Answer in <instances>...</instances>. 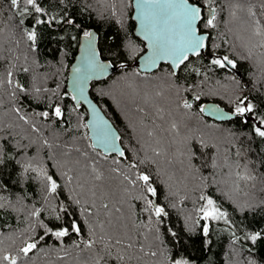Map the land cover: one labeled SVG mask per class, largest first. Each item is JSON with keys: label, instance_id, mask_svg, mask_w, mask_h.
<instances>
[{"label": "trees", "instance_id": "16d2710c", "mask_svg": "<svg viewBox=\"0 0 264 264\" xmlns=\"http://www.w3.org/2000/svg\"><path fill=\"white\" fill-rule=\"evenodd\" d=\"M57 2L44 0L43 6L52 14L62 10L69 16L75 14L80 27L39 26L32 51L24 29L36 14L24 0H19V7L0 0V80L6 81L11 70L14 81L28 89L27 94L17 91L12 98L10 93L16 89L6 82L0 86V145L21 164L32 157L34 164L50 166L55 159L67 162L74 176L81 171L90 173L91 169L83 166L95 159L104 173L97 189L96 215L88 217L95 227L96 243L91 248L85 246L92 236V230L86 229L83 242L75 234L62 241L46 236L28 257L19 253L25 241L43 234L37 218L30 215L34 206H41L42 194L35 173L21 180L22 168L10 164L7 173L0 172V184L5 186L0 187V203L8 205L0 208V264H9L2 261L8 253L19 256L17 264H171L172 258L186 259L189 264H264V235L255 244L246 239L248 234L264 233V140L236 119L217 121L199 110L205 100L217 101L230 110L238 96L247 95L257 106L254 116H264V35L254 32L257 21L264 26V0H213L211 5L217 13V28L211 30L220 45L216 51L235 59L238 72L214 68L207 58L192 56L188 69L182 65L175 77L170 75L174 70L168 63L152 72L138 69L136 60L145 46L133 32L132 0H59V7H51ZM25 7L29 12L22 16ZM81 29L98 33L102 57L117 66L107 78L92 81L90 93L121 133L126 153L133 160H148L140 167L156 176L159 202L168 212L159 226L135 199L141 190L111 171L112 160L119 157L108 154L105 161L101 150H92L88 130L83 127L87 111L82 104L77 108L72 95L67 94L69 66L78 51ZM129 42L133 50H129ZM190 86H197L195 92L184 91ZM36 87L40 93L34 92ZM195 94L201 99L193 101L191 109L183 108V101ZM56 103L65 111L63 123L37 115L50 111L49 106ZM14 108H20L41 132L20 120ZM45 139L51 147L43 144ZM83 153H88L87 159ZM122 164L131 175L134 170L127 168V162ZM245 173L254 179H242ZM85 178L86 188L90 187L91 176ZM201 195L210 196L228 212L231 221V226L224 220L211 221L206 238L200 231L206 222L199 220L197 212L204 203ZM82 198L89 199L86 193ZM102 203H108L109 209H103ZM49 215L44 212L41 218L47 222ZM165 227L183 236V246L170 242ZM117 239L122 244L113 246ZM128 243L133 247L127 248Z\"/></svg>", "mask_w": 264, "mask_h": 264}, {"label": "snow or ice", "instance_id": "6c2138e0", "mask_svg": "<svg viewBox=\"0 0 264 264\" xmlns=\"http://www.w3.org/2000/svg\"><path fill=\"white\" fill-rule=\"evenodd\" d=\"M13 7H19V0H10ZM27 6H30L36 15L32 16V22L28 29H24L27 41H29L30 50L35 51L36 43L38 40L37 28L42 25H46L49 29H55L57 26L70 25L72 27L79 28L80 25L74 18L75 14L69 16L66 10H62L57 14H52L49 8L43 6L44 0H24ZM137 10V19L139 20V27L144 38L149 42L151 53L146 57L150 64L155 65L158 60H171L175 69H180L184 66V69H188V65L191 63L190 57H205L208 64L214 68H219L225 71L235 70L239 71L237 67V61L231 59L229 55L218 53L216 50L220 45L216 44L212 37L211 30L217 28V13L214 8L211 7L213 0H134ZM51 7H59V0L57 4ZM29 12V8L25 7L21 13L23 16ZM23 23V21H21ZM264 26L257 21V27L254 32L255 35H264L262 31ZM83 37L85 38L84 44V56L82 57L81 64L76 67L75 72L77 74L74 80V89L76 94L72 95V99L77 101L76 107L79 108V102L85 99L84 86L86 82L98 74L105 72L110 65L101 63L96 59V53L93 50V41L95 34L92 31H83ZM75 39V37H72ZM129 50L134 49V45L129 42ZM188 62V63H186ZM14 67V65H13ZM121 67H124L121 64ZM24 72H28V68L22 69ZM194 72H199V69H192ZM171 76L177 75L176 71L170 73ZM206 77V73L204 74ZM14 73L9 70L7 72V79L0 80V86L6 82L8 85H12L16 90L10 93L12 98H16L17 91L21 93H28V89L23 83L14 81ZM235 79V77H233ZM177 91L180 90V86L174 85ZM197 86H190L185 88L184 91L189 93L195 92ZM35 93H40L39 87L34 88ZM201 96L195 94L191 96V99H185L182 107L185 109H191L193 107V101H199ZM50 111H41L39 115L44 120L52 119L53 122H64L66 119L65 111L56 103L50 105ZM257 106L252 103L247 95L238 96L237 102L234 107L230 109L229 119H236L241 125L248 126L256 137L264 140V116H254ZM200 112H205V107H200ZM13 111L17 114L20 120L29 124L32 130L36 133H40L41 129L37 127L26 115L21 114L20 108H14ZM75 111V109H72ZM98 115L94 109V116ZM84 128L90 127L88 124L83 125ZM96 135L99 141L104 146L103 159L108 160V153H116L119 159H113L111 171L118 176H122L123 180L131 187L139 188L140 195L135 199L142 202V211L144 213L151 214L148 218L155 219L157 226L164 223L163 217L168 216L166 206L159 202L160 191L157 183L156 176H154L146 167L142 170L140 165L147 164L148 160H133L130 154L126 153L125 149L118 147L117 141L120 137L111 132L106 122H100L95 125ZM176 127L175 124L172 126ZM151 135V133H149ZM0 139H3L0 137ZM7 141H5V144ZM43 144L47 147H51L48 140H43ZM203 144V142H201ZM95 151L97 144L93 143L90 146ZM79 152V149L76 150ZM159 153H157L158 155ZM195 155V152L192 153ZM65 156L69 153L65 152ZM85 159L88 158V153L82 154ZM53 160V157H49ZM35 158H28L23 164L17 160L11 152L5 151L4 145H0V172L7 173L9 171V165L15 164L22 168V172L19 174L20 179H26L29 173H35V179L39 181L40 192L42 194V202L40 207H33L30 212L31 217L37 218L39 227L43 229V234L37 238H30L25 241L24 246L19 249V253H22L24 257H28L34 249L37 248L39 242L44 240L46 236H53L57 240L62 241L65 237H70L75 234L80 237L83 242L82 233L86 229L92 230V236L86 241L85 246L88 248L93 247L96 243L95 240V227L93 223L89 221L88 217L96 215L94 209H96L97 189L100 187L99 182L103 181L104 173L97 167L95 159L91 163L85 164L84 170L91 169L90 173L81 171L78 176L72 175L73 169L68 166L67 162L61 163L59 159H55V162L50 166L43 162L34 164ZM122 162H127V168L134 170L129 175L123 168ZM76 164H80L79 160L75 161ZM154 163V161H153ZM215 166V165H213ZM86 174L91 176V186L86 188ZM237 175H240L237 173ZM245 180L254 179V177L245 173L241 177ZM73 184L76 187H73ZM0 187H5L0 184ZM72 193L68 195L65 191ZM79 189V192H77ZM127 191V189H125ZM87 194L89 199H83L82 194ZM62 198V199H61ZM103 198V197H101ZM200 200L203 201V205L197 209L199 220H203L204 223L201 226L202 238H206L210 232V222L224 220L231 226V221L228 219V212L223 210L216 202L207 195H201ZM2 199V198H0ZM8 206L5 203H0V208ZM101 207L105 210L109 209L108 203H102ZM98 211V210H96ZM119 211V209H116ZM49 212L50 215L45 222L42 219V214ZM111 215V212H108ZM197 220V223H199ZM110 223V221H109ZM101 229L104 228L103 224L98 225ZM165 232H169L171 243L174 246H183V236L179 235L175 231H170L167 227ZM233 235L235 233L233 232ZM264 233L257 231L254 234H248L246 239L250 240L252 244H255L257 240L262 238ZM104 240V237H100ZM239 239V237H236ZM203 243V239L201 241ZM208 244L212 241L208 240ZM122 241L117 239L114 245H121ZM127 248H132L133 244L128 243ZM105 248L109 249V244H105ZM179 252H177V255ZM156 255L155 252L152 253ZM19 256H12L8 253L2 257V261H8L9 264H17ZM120 259L121 257H117ZM103 259V258H101ZM99 264V261L97 262ZM171 264H189V261L183 258L171 259ZM251 264V262H250Z\"/></svg>", "mask_w": 264, "mask_h": 264}, {"label": "water", "instance_id": "95a60500", "mask_svg": "<svg viewBox=\"0 0 264 264\" xmlns=\"http://www.w3.org/2000/svg\"><path fill=\"white\" fill-rule=\"evenodd\" d=\"M132 7H133L132 18H133L134 23H135L133 32L145 44L144 45L145 50L138 56V58L136 60V64H137L138 69L142 72H152V71L158 69L162 63H168L172 67V69L174 71H176V73H177L178 69L174 68L171 60H167V59L158 60L155 65H152V64H150L149 61H147L146 57L150 55L151 48L149 47V42L144 38V35L140 31L139 20L137 19V10L135 7L134 0H132ZM90 31H92L95 34V38H94L92 47L96 53V59L99 60L101 63L109 64L110 67L105 72H103L102 74H98L96 76H93L92 78H90L86 82V84L84 86L85 99L81 100L79 102V104H82L87 111L86 124L90 125V127H88L87 130H88V135H89V138L91 140V143L92 144L96 143L97 144L96 148L101 150L105 154L104 146L99 141V139L97 138V135H96L95 125L99 124L100 122H106L109 130L120 137V140L117 141L118 147H122V148H124V147L121 143V133L116 128L113 121L109 118V116L101 108L99 103L92 97V95L90 93L91 82L92 81H99V80H103V79L107 78L114 71H116L117 66H115V64H113L111 60L102 57L100 49H99V45H98V33L93 29ZM84 44H85V38L82 35L80 42H79L78 51H77L73 61L71 62L70 66H69L68 79H67V94H71V95L76 94L75 89H74V80L77 76L75 69L77 66H79L81 64L82 57L84 56V47H83ZM233 71L237 72L235 70H233ZM74 102L77 105V101L74 100ZM200 107L206 108V111L202 112V113L207 117H210V118L217 120V121L230 120L228 118L230 116V110L226 109L222 104H220L217 101L205 100L201 103ZM94 109H95V112L98 114L96 116H94ZM108 154H116V153H108Z\"/></svg>", "mask_w": 264, "mask_h": 264}, {"label": "bare ground", "instance_id": "6f19581e", "mask_svg": "<svg viewBox=\"0 0 264 264\" xmlns=\"http://www.w3.org/2000/svg\"><path fill=\"white\" fill-rule=\"evenodd\" d=\"M97 236H99V235H97Z\"/></svg>", "mask_w": 264, "mask_h": 264}, {"label": "flooded vegetation", "instance_id": "af4514ba", "mask_svg": "<svg viewBox=\"0 0 264 264\" xmlns=\"http://www.w3.org/2000/svg\"><path fill=\"white\" fill-rule=\"evenodd\" d=\"M145 45V44H144Z\"/></svg>", "mask_w": 264, "mask_h": 264}]
</instances>
